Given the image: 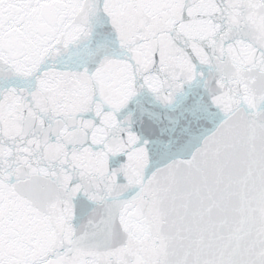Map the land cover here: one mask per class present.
Returning a JSON list of instances; mask_svg holds the SVG:
<instances>
[{
    "label": "snow or ice",
    "instance_id": "1",
    "mask_svg": "<svg viewBox=\"0 0 264 264\" xmlns=\"http://www.w3.org/2000/svg\"><path fill=\"white\" fill-rule=\"evenodd\" d=\"M0 264H264V0H0Z\"/></svg>",
    "mask_w": 264,
    "mask_h": 264
}]
</instances>
